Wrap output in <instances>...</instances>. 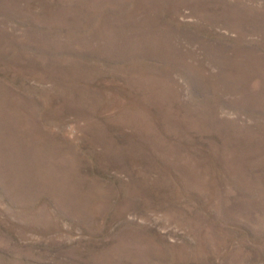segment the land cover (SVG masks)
I'll use <instances>...</instances> for the list:
<instances>
[{"label":"rangeland","instance_id":"374dc122","mask_svg":"<svg viewBox=\"0 0 264 264\" xmlns=\"http://www.w3.org/2000/svg\"><path fill=\"white\" fill-rule=\"evenodd\" d=\"M0 264H264V0H0Z\"/></svg>","mask_w":264,"mask_h":264}]
</instances>
